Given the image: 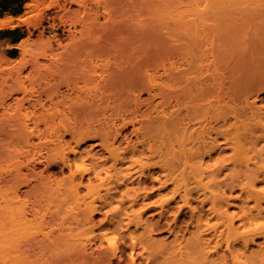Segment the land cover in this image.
I'll return each mask as SVG.
<instances>
[{"label": "bare ground", "instance_id": "6f19581e", "mask_svg": "<svg viewBox=\"0 0 264 264\" xmlns=\"http://www.w3.org/2000/svg\"><path fill=\"white\" fill-rule=\"evenodd\" d=\"M168 3L165 8L156 4L151 11L156 51L142 61L149 67L130 85L132 94L124 104L123 112L129 110L132 114L110 116L108 120L104 119L105 125L101 120L91 124L88 121L86 126L61 124L60 130L52 128L54 124L47 119L34 122L33 127L22 125L26 147L11 154L19 160L23 157L27 160L11 168L10 177L0 178L3 183H11L1 197L11 193L13 200H19L23 192L24 196H34L39 202L49 194V179L57 173L66 177L65 169H68V178L80 177L76 189L88 188L98 180V186L105 190L104 196L98 194L84 205L85 213L79 224L91 226L97 216L110 214L103 223L106 231L101 240L108 241L110 227L123 232L118 239L126 246L125 240L130 238L128 247L132 253L127 264H156L153 255L147 262L143 257L138 258L140 254L136 255V248L140 245L144 249L160 245V253H167L172 246L184 241L188 245L180 247L179 254L174 255L171 262L264 264V71H257L262 80L256 93L249 87L253 85L249 84L255 80L253 78L243 85L237 83L249 90L240 100H226L228 93L224 85L216 82L210 85L219 89L216 98L207 100V84L199 73L201 69L196 68L194 53L222 51L224 43L236 41L241 51H262L264 59V45L259 50H251L252 42H264V0H178L175 5ZM27 6L36 8L33 17L41 15L43 9L36 3ZM52 7L48 5L45 9ZM21 21L29 24L25 18ZM16 27L12 19H0L1 31ZM29 46L25 41L18 45L20 60L13 63V69L21 72L29 64V57L37 58L28 51ZM49 47L51 49V45ZM162 54L169 56L166 61L160 59ZM41 56L49 60L57 57L53 52H44ZM241 57L239 62L243 66H259L254 57V62ZM258 79L251 83H257ZM143 94L147 98H143ZM156 101L159 102L154 105ZM103 105V99H90L85 110L90 114L107 110L108 107ZM144 105L148 106L147 112L142 111ZM39 106L44 108L42 103ZM1 107H5V103ZM39 123L45 124L50 139L39 130ZM128 126H132V130L123 135L122 130ZM66 135L71 136L70 142L75 146L68 142L53 157L31 151L35 139L39 144L61 146ZM89 141L95 143L89 145L92 149L87 157L103 164H84L86 156L80 149ZM109 160L112 164L106 167L104 162ZM39 166L44 168L39 170ZM56 167L58 171H55ZM143 178L157 180L160 189L166 190L158 194L159 218L154 217L151 221L144 217L143 211L152 203L141 204L139 201L146 195L142 193L147 192ZM124 185L126 189L117 197L115 194ZM23 188L27 190L23 191ZM96 201L100 205H96ZM171 207L176 210L168 222L166 214L173 211H169ZM185 209L189 212L187 220L182 219ZM14 210L11 205L1 208L0 264H8L14 254L23 257L22 248L26 252H49L60 243L53 241L46 248L42 243L31 241L21 247L14 241L15 228L28 224L29 216L35 217L39 211L33 208L31 212L23 210L16 214ZM131 226L135 229L130 230ZM158 233H167V236L159 239ZM65 239L70 241L74 237L69 235ZM108 244L116 251L117 247L112 248L115 243L109 241ZM107 253L102 244L97 250L79 244L73 255L56 264L78 260L83 264H113L111 260L107 262ZM123 260L120 257L118 264H123Z\"/></svg>", "mask_w": 264, "mask_h": 264}, {"label": "rangeland", "instance_id": "374dc122", "mask_svg": "<svg viewBox=\"0 0 264 264\" xmlns=\"http://www.w3.org/2000/svg\"><path fill=\"white\" fill-rule=\"evenodd\" d=\"M166 2L175 5L178 0H0V16H2L0 19H12L17 25L13 30H17L16 38H19L16 44L5 43L1 41L4 33L0 30V178L10 177L11 168L27 160L26 157L19 160L15 154H11L26 147L22 138V135H25L24 130L21 129L22 125L33 127L34 122L47 119L54 124L52 128L60 130L61 124L69 127L75 123L86 126L88 121L91 124L95 120H101L105 125L104 119L108 120L110 116L132 114L129 110L127 113L123 112L125 110L123 106L132 94L130 85L147 71L149 65L143 62L156 51L157 39L150 22L151 11L156 4L164 7ZM30 3H36L39 9H43L38 18L33 17L36 8L27 6ZM48 5L53 6L52 9L46 10L45 7ZM24 18L29 24L21 21ZM22 41L30 44L28 51L37 58L29 57V64L19 72L12 67L14 62L20 60L21 50L18 49V45ZM252 43L251 50H259L264 45L263 41ZM241 49L234 41L233 44L224 43L222 51L194 52L196 68L201 69L199 73H202L207 84V100L216 98L219 89L210 86L216 82L222 83L225 92L228 93L224 99L240 100L249 90H245L244 86L239 87L237 83L243 85L247 80L253 78L257 80L260 77L257 71H264L262 51H249V49L241 51ZM44 52H53L57 57L55 60L44 59L41 56ZM241 56L251 61L255 59L259 66L256 68L250 67V64L243 66L239 62ZM160 57L166 61L169 56L162 54ZM254 72H257V75H254ZM261 80L259 78L257 83L249 81L250 85L253 84L249 86L251 92L256 93L259 90ZM143 98H147V95L143 94ZM90 99H103V106L108 109L90 114L85 110V104ZM158 102L156 101L154 105ZM3 103L5 107H1ZM40 103L44 108L39 106ZM142 111L147 112L148 106L144 105ZM38 128L45 132L47 139H50L44 123H39ZM131 130L132 126H128L122 130V134L128 135ZM70 141L69 135L65 136L61 146L56 143L57 146L53 143L39 144L35 139L31 151L53 157ZM94 143L95 141H89L81 145L80 150L83 156H86L83 160L87 166L93 162L103 164L100 160L95 161L87 157L88 151L92 149L89 145ZM70 145L74 147L75 143L70 142ZM99 154L103 153L99 152ZM103 155L108 156L107 153ZM70 158L74 156L70 155ZM104 164L108 167L112 161H106ZM43 168L39 166V170ZM58 170L59 168L56 167L55 171ZM65 172L66 177L57 173L49 179L47 185L49 194L39 199V202L34 196H24L23 192L19 200H13L11 193L1 197V193L5 194L4 190L8 189L11 183H3L0 180V212L2 207L9 205L15 209L16 214H20L23 210L31 212L33 208L39 211L37 216H29L28 224L15 228L14 241L21 247L22 245L24 247L25 242L36 241L46 248L53 241H60L49 252H26L25 248H22L20 253L23 257H16L14 254L8 264H50L51 262L56 264L58 260L73 255L79 244L87 245L94 250L102 244L105 251H108L107 262L111 260L113 264H118L119 258L122 257L123 264H127L132 253L131 248L128 247L131 245L130 238L125 240L126 246L118 239L119 234L123 232L114 231L113 227H110L108 241L101 240L103 232L106 231L103 223L110 214L97 216L91 226L79 224L85 213L84 205L91 202L98 194L105 195V190L98 186L99 181L94 180L92 186L88 188L76 189L79 175L74 180L67 177L68 169H65ZM142 182L145 183L143 186L147 187V192L141 191L146 195L139 201L141 204L148 201L152 203L146 207L143 215L148 221L154 217L158 219L159 207L156 203L158 194L165 193L166 190H161L159 182L152 178H143ZM126 185L132 187L130 183ZM125 189L124 185L115 195L120 196ZM22 190L25 191L27 188ZM95 204L100 205L99 201ZM170 210L173 211L166 214L168 222L172 220V214L176 209L171 207ZM199 211L202 212V207H199ZM187 216L189 212L185 209L182 219L187 220ZM134 229V226L130 227V230ZM69 235H73L74 239L66 241L65 237ZM166 236L167 233L156 235L159 239H165ZM179 240L181 241V238ZM109 241L115 243L112 248L117 247L116 251L110 248ZM185 244L186 241L181 245L176 244L167 253H160L162 249L160 245L146 249L140 245L136 248V255L140 254L138 258L141 260L143 257L145 262L153 255L156 257L154 260L156 264H174L175 262H171L174 255H178L180 247ZM114 252L116 257H113ZM66 264H83V262L68 261Z\"/></svg>", "mask_w": 264, "mask_h": 264}, {"label": "crops", "instance_id": "0c3cea01", "mask_svg": "<svg viewBox=\"0 0 264 264\" xmlns=\"http://www.w3.org/2000/svg\"><path fill=\"white\" fill-rule=\"evenodd\" d=\"M2 16H0L1 18ZM2 33H4V36L1 38V41L5 42V43H13L16 44L19 41V38H16L17 36V30H4L1 31Z\"/></svg>", "mask_w": 264, "mask_h": 264}]
</instances>
